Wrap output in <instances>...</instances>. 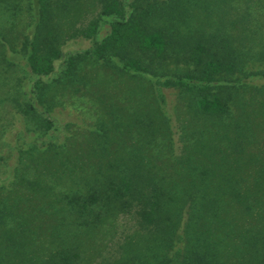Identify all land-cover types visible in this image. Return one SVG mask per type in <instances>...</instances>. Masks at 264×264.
Segmentation results:
<instances>
[{"label": "trees", "instance_id": "trees-1", "mask_svg": "<svg viewBox=\"0 0 264 264\" xmlns=\"http://www.w3.org/2000/svg\"><path fill=\"white\" fill-rule=\"evenodd\" d=\"M226 1L98 0V12L81 30L93 39L91 45L70 52L61 49L63 37L55 22L54 6L60 0H30L31 18L18 46L0 31L1 45H9L8 51L0 50L7 67L26 68L10 98L21 129L11 139L3 136L8 144L0 152V227L3 223L15 227L0 229L2 242L10 248L17 244L26 248L25 241L29 243L20 239L32 233L17 225V214L42 224L44 214L64 211L58 227L47 224L57 230L45 238L40 259L32 257L25 264H84L80 239L58 235L59 230L101 229L120 212H134L141 230L151 238L143 248L165 252L158 264H264V221L260 224L264 162L257 161L248 147L250 137L257 134L253 125L261 123L264 128V27L254 21L253 10L264 0L251 4L230 0L224 5ZM214 5L219 16L201 15L209 26L188 24L196 7L212 10ZM104 23L107 30L101 35ZM89 61L119 76L146 79L158 92L153 109L127 107L123 112L112 99L106 102L108 117L101 115L99 122L84 128L86 148L97 158L95 163L80 161L72 139L77 134L70 136L75 129L70 130L69 122L58 124L53 114L64 103L60 91L76 93L91 86L85 71ZM162 88L178 89L180 98L186 99L185 114L208 132L199 140L196 128L185 136L192 152L184 157H170L174 150L170 132L156 120L166 122L170 117L161 106ZM132 123L137 134L129 140L132 127L124 125ZM154 140L158 160L174 161L173 173L180 176L169 178L165 172L169 167L147 152ZM125 141L132 142L119 150ZM56 158L57 164L48 165ZM248 161H254L251 171H239ZM79 162L82 167L89 163L81 175ZM236 205L238 215L251 227L239 263L230 258L229 248L222 249L224 239L211 227L221 209ZM128 260L153 264L141 249Z\"/></svg>", "mask_w": 264, "mask_h": 264}, {"label": "rangeland", "instance_id": "rangeland-1", "mask_svg": "<svg viewBox=\"0 0 264 264\" xmlns=\"http://www.w3.org/2000/svg\"><path fill=\"white\" fill-rule=\"evenodd\" d=\"M254 0H249L248 4H251ZM230 0H227L224 5H227ZM54 10L57 13L55 17L56 25L62 33L60 47L65 52L83 50L89 47L92 43V38H89L82 34V28L86 27L88 22L92 17L96 15L100 6L98 0H60L58 4H55ZM30 0H0V31L4 32L7 39H10L14 47L19 45V41L23 33L28 29L27 24L31 18ZM221 8V7H220ZM253 9V8H251ZM256 20L261 23V27H264V5L261 7H254ZM259 10V11H258ZM193 12L195 15L188 17L189 25H200L209 26L206 23H202V16L205 17L208 13L211 17H216L221 14L220 9L214 8L203 9L196 7ZM234 12V10H232ZM202 15V16H201ZM260 19V20H259ZM209 22H212L210 20ZM214 24V22L212 23ZM101 29V35L107 30V24L104 23ZM8 44L1 45L0 50L5 49L8 51ZM7 47V48H6ZM10 50V48H9ZM7 54V52H6ZM3 54L0 53V152H3L4 148L8 143L3 142V136L8 140L12 138V135L19 132L21 129V122L17 119L16 114L12 110V100L11 97L14 96L15 90L18 89L17 78L20 75H24L25 67L24 65H16L7 67V62L3 60ZM20 66V67H19ZM85 71L89 73L92 78L91 86L84 90L72 93L66 90L65 92L60 91L62 96L61 99L64 101L63 104H58L53 110L54 117L58 124L70 123L71 135L75 143V150H77L78 156L82 159L80 161H88L90 163H95L97 158L89 156V150L86 148L87 135L85 127L88 125H94L101 120L100 116L104 117L106 113V102L110 99L115 101L117 104L121 105L123 112L128 107L129 109L142 108H154L156 104L155 96L158 94L155 89L149 84L146 79L141 77H129L128 74L119 76L114 74L98 63L87 62L85 63ZM84 90V92H83ZM164 99L161 106L165 108L164 110L170 113L169 121H163L162 119L156 120L162 124V129H166L170 132V137L173 142L174 150L170 157L182 156L183 157L190 152L192 148H188L185 143V136L192 131V129H197L201 135L198 136V140L203 138L208 134L203 128V124L198 123L189 116L185 114V101L186 99L180 98V92L176 88H171L169 90H164ZM155 121V122H157ZM191 121H194L193 124ZM170 125V129L167 127ZM260 126L256 127L253 125L254 130L257 132L256 135H252L249 140H251L248 147L250 151H254L252 156H255L256 160H263L264 162V128L261 123ZM186 125L189 128H186ZM6 127V128H5ZM132 127V131L127 134L129 140L135 138V127L130 125H124V129ZM4 128V129H3ZM70 130L67 132L69 134ZM54 131L50 132L53 134ZM206 133V134H205ZM9 142V141H8ZM132 141H125L122 146H119V150H122L127 144ZM154 143H150L147 148V152L152 154L157 162L164 167H169L165 170L169 178H175L170 175L175 174L177 177L181 173H173L174 161L169 160L164 162L163 160H158L159 147ZM136 144V140L133 141ZM161 144V142H159ZM144 144V141H141ZM116 147V146H114ZM162 147V145L160 146ZM216 150V148H213ZM39 150H42L41 148ZM65 153V152H64ZM249 155V154H248ZM41 156H36V159ZM48 165L52 166L57 164L59 158L56 160H51ZM254 161L245 162L239 171L247 170L251 171L249 167L253 165ZM252 163V165H251ZM77 169L81 175L86 172L89 168V163H85L82 167V163L79 162ZM39 168H42L39 165ZM172 168V169H170ZM32 174V170H31ZM246 179L250 176L246 175ZM83 178L80 176V181ZM52 183L57 182V180H49ZM45 182V178L43 179ZM72 183V181H71ZM254 186V185H253ZM8 192L10 190L8 189ZM236 206L224 207L219 211L218 219L215 220L212 227V233L222 237L224 240L222 242V249L229 248L231 252L232 260L235 263L242 261V254L245 253L248 243L245 242L246 237L251 232V227L246 225L245 221L238 215ZM63 210L60 208L58 211H52L44 214L46 217L42 224L39 221L33 220L30 217L17 214L15 217L17 225L21 226L22 230L31 232V235H22L20 239L26 238L29 243L25 241L26 248L22 245L17 244L14 248L4 242H2V237L0 233V264H25L29 260L39 258L40 254L44 249L45 238L50 239L51 231H56L54 227H48V223H53L58 227L61 218L63 217ZM15 214V213H14ZM13 214V215H14ZM264 217V213L261 214ZM110 221L104 223L100 228L93 229L90 231H76L74 233L64 232L59 230L58 235H66L68 237L77 235L80 239L81 248H85V260L84 264H130L129 258L134 256L139 252V250H145L150 255V260L153 264H158V259L165 253L160 250V248H155L156 253H159L158 258H156V253L148 251V248H143L147 243H151V238L147 236L144 230H141L134 212L123 213L120 212L118 216L113 217L111 215ZM264 221L260 220V224ZM11 223V222H10ZM183 225V222H182ZM13 226H7L3 223L0 229H5ZM23 233V231H22ZM140 243H143L142 246ZM233 250V251H232ZM160 251V252H159ZM173 252L171 249L167 255L171 256ZM155 255V258L152 256ZM164 256V255H163ZM30 259H27V258ZM40 259V258H39ZM157 259V260H156ZM230 262V261H228ZM231 263V262H230ZM174 264V262H170Z\"/></svg>", "mask_w": 264, "mask_h": 264}]
</instances>
